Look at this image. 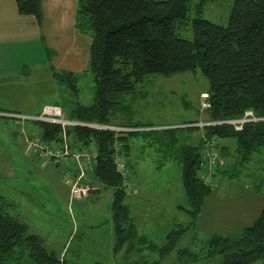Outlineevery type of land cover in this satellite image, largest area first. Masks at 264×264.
Masks as SVG:
<instances>
[{
  "label": "trees",
  "instance_id": "1",
  "mask_svg": "<svg viewBox=\"0 0 264 264\" xmlns=\"http://www.w3.org/2000/svg\"><path fill=\"white\" fill-rule=\"evenodd\" d=\"M206 1L77 0L75 28L91 36L83 73L90 74L93 97L90 104L79 102L77 75L70 70H54V77L66 84L72 96L63 104H55L63 109L67 119L129 130L91 125L62 127L57 123L26 120L37 128V137H30L53 146H60L65 138L70 147L96 151L94 162L84 173L112 189L114 253L125 249V255H120V260H124L129 253L144 248L159 251V259L148 261L140 256L133 264H158L187 229L177 224V228L167 233L162 246L138 232L130 206L125 202L130 187L123 184L125 180L132 182L129 153L134 140L163 152L162 161L172 160L180 165L181 186L191 222L214 187L200 177L201 154L207 141L213 137L215 152L220 159L230 161L229 165H221L222 161L212 178L217 173L240 178L247 164L264 154V0H233L225 25L203 17ZM15 4L19 13L32 14L38 24L41 22V0H16ZM190 13L195 15L189 18ZM187 20L191 38L177 33V27L187 24ZM183 71H199L208 79L205 92L210 107L206 109V121L241 117L246 110L260 119L245 122L240 130H235L226 123L156 129L152 124L122 118L126 108L122 98L132 93L147 75L170 76ZM117 153L125 162L124 175L117 169ZM61 163L74 175L80 172L76 164L71 170L70 163L65 160ZM253 184L261 190L264 176H254ZM214 254L222 255L218 264H264V205L253 223L238 236L213 234L206 256ZM12 259L18 263L24 260L26 264H68L64 256L47 248L44 239L30 231L25 222L0 208V264Z\"/></svg>",
  "mask_w": 264,
  "mask_h": 264
},
{
  "label": "rangeland",
  "instance_id": "2",
  "mask_svg": "<svg viewBox=\"0 0 264 264\" xmlns=\"http://www.w3.org/2000/svg\"><path fill=\"white\" fill-rule=\"evenodd\" d=\"M232 3L233 0H207L202 15L225 25ZM194 15L190 13L189 18ZM24 17L30 27L24 30L23 40L0 41V110L38 115L44 104L66 102L72 97L71 90L54 77V70L73 71L78 77L79 102L90 104L93 83L90 74L83 73L88 59L83 63L85 53L81 57L76 52L81 49L78 42L73 40L63 49L42 18L38 24L32 14ZM177 33L191 38L190 21L177 27ZM87 35L90 43L91 36ZM88 53L87 49V58ZM76 54L78 62L73 60ZM207 89L208 79L199 71L147 75L122 98L126 106L122 118L152 124L156 129L195 125L207 120L206 109L200 108V93ZM197 134L199 131L194 133ZM30 136L37 137V128L31 122L0 115V208L25 222L30 231L44 239L47 248L64 256L68 264H125L119 262L120 255H107L115 241L110 211L112 189L84 173L79 179L81 189L73 190L71 176L61 173L67 169L63 163L56 166L29 151ZM163 157V152L141 140L132 143L129 158L133 183L125 202L138 232L162 246L167 233L182 224L187 227L185 233L158 264H218L221 254L206 256L209 238L213 234L238 236L264 205V187L259 190L253 184L254 176H264V154L247 164L240 178L218 173L211 177L213 190L194 222L186 211L189 206L181 186L180 165L162 161ZM221 159V165L230 164ZM70 166L72 170V162ZM146 253L149 261L159 259L157 249ZM114 257L119 258L117 262L112 260ZM137 259L131 256L129 264ZM20 262L12 259L6 264H26L24 260Z\"/></svg>",
  "mask_w": 264,
  "mask_h": 264
},
{
  "label": "built area",
  "instance_id": "3",
  "mask_svg": "<svg viewBox=\"0 0 264 264\" xmlns=\"http://www.w3.org/2000/svg\"><path fill=\"white\" fill-rule=\"evenodd\" d=\"M210 107V102L208 100V93L203 91L200 93V108L201 109H208ZM0 115L9 116L18 118L20 120H39L51 123L60 124L62 127L66 125H91L96 128H106L112 129L115 131H123L129 130L126 127H117V126H108V125H101V124H88L80 121H74L67 119L62 115V110L60 106L52 105V104H44L41 107L40 112L38 115H27L22 113H15V112H6L0 111ZM260 118L253 115L251 110H246L241 117L237 118H230L220 121H199V123L195 124L200 127L209 124H217V123H226L233 126L235 130H240L242 125L245 122L256 121ZM66 139L64 138L63 143L60 146H53L51 144H47L43 140H39L37 138H32L28 141V149L31 153L35 156L40 158H48L51 160L55 165H61L63 160L67 161V163L76 164L79 168L80 172L77 175L72 174L67 169L63 168L61 173L66 176H71L72 188L73 190H80L81 183L79 182L81 175L84 174V169L88 167L92 162H94V158L96 157L97 153L93 149H85V148H73L66 144ZM213 137L207 141L204 145L202 154H201V173L200 177L203 179L204 183H211V176L215 173L216 167L222 163V159H220L219 155L214 150L213 144ZM116 164L118 171L121 172L122 175L125 174L124 171V160L120 154L117 153L116 156ZM65 165V163H63ZM65 167V166H64ZM67 182L68 179H65ZM125 187H130L132 182L129 180L124 181Z\"/></svg>",
  "mask_w": 264,
  "mask_h": 264
},
{
  "label": "crops",
  "instance_id": "4",
  "mask_svg": "<svg viewBox=\"0 0 264 264\" xmlns=\"http://www.w3.org/2000/svg\"><path fill=\"white\" fill-rule=\"evenodd\" d=\"M15 2L16 0H0V41L8 40L10 38L17 41H22L24 36V30L27 31L28 28L30 27L29 21L27 22L23 21L25 18L24 14H21L16 10ZM76 7H77V0H41L42 21L44 22V25L46 27L48 26V29L51 32L53 38L55 39L56 42L62 45L63 49L65 48V46L69 45V42L73 40L77 41L81 49L80 51L78 49V51L76 52H79L81 57L82 54L85 53V56L82 57V62L84 60L86 62V60L88 59L87 49L89 52V44H90L89 37L87 34L81 33L80 31L77 30V28H75ZM41 28L43 29V27ZM57 49L60 48L57 47ZM57 49L54 50L56 51ZM80 55H79V60L81 59ZM77 57H78L77 54L75 55V57H73V60L76 59L74 60L76 62H78ZM150 250L151 249L149 248H144L141 249L140 252L129 253L130 256L127 259L126 258L124 260L123 259L120 260L119 258L118 259L119 262H124L125 264L126 263L129 264L130 261L129 259L131 258V256H135L137 258L143 256L145 259L148 260L149 253L146 252ZM125 252H126L125 249H120L115 254L113 248H111L108 251L107 255H111V256H115L117 254L125 255ZM112 260L117 262L115 258H112Z\"/></svg>",
  "mask_w": 264,
  "mask_h": 264
}]
</instances>
